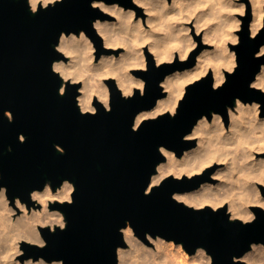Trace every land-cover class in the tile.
I'll return each instance as SVG.
<instances>
[{"label":"clouds","instance_id":"9594fccd","mask_svg":"<svg viewBox=\"0 0 264 264\" xmlns=\"http://www.w3.org/2000/svg\"><path fill=\"white\" fill-rule=\"evenodd\" d=\"M65 0H26L33 15L50 11ZM97 10L88 28L61 29L53 49L51 71L61 83L59 95L74 89L81 115L95 116L102 107L113 110L116 93L122 98L143 97L149 80L144 73L167 66L159 79L160 95L139 109L131 128L139 131L149 120L175 119L195 86L209 80L221 90L240 69L242 35L264 36V0H88ZM142 12L138 14L139 10ZM250 16V19H249ZM147 49V51H146ZM111 50V51H110ZM119 50V51H117ZM254 58L264 57L260 41ZM111 81V83L109 82ZM248 87L264 96V60H260ZM138 90V91H137ZM264 98L236 95L223 110L201 112L184 131L183 149L167 143L157 146L159 159L149 174L144 195H150L171 177L177 182L201 177L192 188H177L171 198L194 211L223 212L229 223L251 225L264 210ZM4 115L15 121L12 108ZM26 143L28 134L19 132ZM61 154L67 148L56 142ZM7 150L12 152L13 145ZM179 153V154H178ZM216 166L213 168V166ZM211 171L206 173V170ZM0 168V264H67L66 257L34 254L46 249V233L66 231L64 205L76 202L79 186L72 177L46 179L32 187L28 199L12 193ZM226 206V207H225ZM115 264H216L206 245L189 246L183 239L160 231L140 234L132 218L118 227ZM24 245V246H22ZM231 264H264V239H251L231 255Z\"/></svg>","mask_w":264,"mask_h":264},{"label":"water","instance_id":"95a60500","mask_svg":"<svg viewBox=\"0 0 264 264\" xmlns=\"http://www.w3.org/2000/svg\"><path fill=\"white\" fill-rule=\"evenodd\" d=\"M96 14L88 0H65L36 16L27 11L26 0H0L3 182L9 184L12 193L25 199L32 187L49 178L59 182L70 176L79 186L76 202L63 206L69 219L67 230L46 233L48 247L33 246L29 251L66 257L67 264H115V246L121 242L118 227L132 218L141 235L153 230L183 239L190 247L206 244L216 254V264H231L233 252L246 247L251 239H264V210L254 208L258 220L245 226L229 223L223 212L194 211L171 198L172 191L192 188L201 177L191 181L185 178L184 182L170 177L147 196L144 188L160 158L157 146L167 143L183 149L194 144L195 141L185 142L182 135L201 112L223 110L236 95L264 98L248 87L260 60H264L253 55L264 36L249 39L246 20L242 43L237 46L241 66L226 86L213 91L210 81L203 80L192 86L175 119L165 116L149 120L139 131H133L134 114L149 107L160 95L158 82L169 70L167 66L144 73L149 80L146 96L124 99L116 93L113 110L106 112L101 107L95 116L79 113L74 89L59 95L61 81L51 71V61L57 55L53 44L60 30L85 27L92 32L91 20ZM5 108L13 109L14 122L4 115ZM21 131L28 134L26 143L18 139ZM56 142L63 144L67 152L56 150ZM9 144L13 145L12 152L7 150Z\"/></svg>","mask_w":264,"mask_h":264},{"label":"rangeland","instance_id":"374dc122","mask_svg":"<svg viewBox=\"0 0 264 264\" xmlns=\"http://www.w3.org/2000/svg\"><path fill=\"white\" fill-rule=\"evenodd\" d=\"M141 12H142V11L139 10L138 13H141ZM117 51H119V50H117ZM262 115H264V112H262ZM214 167H216V166L214 165L213 168H214Z\"/></svg>","mask_w":264,"mask_h":264},{"label":"bare ground","instance_id":"6f19581e","mask_svg":"<svg viewBox=\"0 0 264 264\" xmlns=\"http://www.w3.org/2000/svg\"><path fill=\"white\" fill-rule=\"evenodd\" d=\"M142 11V10H141ZM139 14V13H138ZM146 51H147V49H146ZM207 171V170H206Z\"/></svg>","mask_w":264,"mask_h":264}]
</instances>
